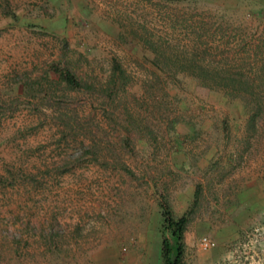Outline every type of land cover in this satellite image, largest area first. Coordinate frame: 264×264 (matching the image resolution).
<instances>
[{
    "label": "rangeland",
    "instance_id": "1",
    "mask_svg": "<svg viewBox=\"0 0 264 264\" xmlns=\"http://www.w3.org/2000/svg\"><path fill=\"white\" fill-rule=\"evenodd\" d=\"M198 12L259 32L264 0H0V264H160L158 201L180 215L197 183L184 264H264V132L244 143L241 102L182 73L164 89L172 127L145 93L152 55L129 30L182 46ZM113 62L128 82L109 100Z\"/></svg>",
    "mask_w": 264,
    "mask_h": 264
},
{
    "label": "trees",
    "instance_id": "2",
    "mask_svg": "<svg viewBox=\"0 0 264 264\" xmlns=\"http://www.w3.org/2000/svg\"><path fill=\"white\" fill-rule=\"evenodd\" d=\"M192 9L196 10L194 7ZM194 15L189 18L180 16L182 27L191 32L187 44L182 46L164 45L163 42L129 30L133 36L141 40L143 47L152 55L149 63L154 69L151 72L153 82L145 86V93H150L153 88L160 93L159 102H153L151 105L152 110L156 111L161 122L167 127H172L175 120L169 118L165 108L167 94L164 89L168 82L176 81V73L193 78L203 88L220 90L228 99L241 102L245 115L244 143L247 144L249 136L254 135L257 130L261 134L264 132V22L260 23L262 28L258 32V26L252 30L251 27L234 25L222 17L206 12ZM176 17L177 15L174 16L175 19ZM262 17L264 20V16ZM51 70L68 90L86 91L92 88L90 83L76 79L68 68H60L55 64L51 66ZM127 82L128 78L123 70L113 62L111 75L103 90L104 96L112 100L115 92ZM33 89L30 88L29 91L33 92ZM124 118L122 129L125 135L122 138V145L125 147L130 142L131 128L128 124L132 123V119L130 116ZM144 129L145 131L139 128L134 132L152 137L147 126H144ZM84 153L94 151L91 149ZM121 167L126 169L124 166ZM203 199L202 185L197 183L187 209L182 214L175 215L166 199L160 197L158 201L160 264H184V232L202 206Z\"/></svg>",
    "mask_w": 264,
    "mask_h": 264
},
{
    "label": "built area",
    "instance_id": "3",
    "mask_svg": "<svg viewBox=\"0 0 264 264\" xmlns=\"http://www.w3.org/2000/svg\"><path fill=\"white\" fill-rule=\"evenodd\" d=\"M198 243L201 249H209L214 246V242L210 238L205 236L200 237Z\"/></svg>",
    "mask_w": 264,
    "mask_h": 264
}]
</instances>
